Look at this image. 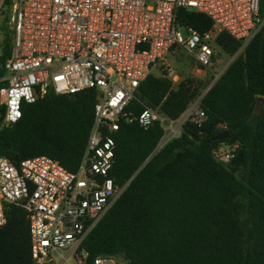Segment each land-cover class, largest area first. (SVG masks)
I'll list each match as a JSON object with an SVG mask.
<instances>
[{
  "label": "trees",
  "instance_id": "trees-1",
  "mask_svg": "<svg viewBox=\"0 0 264 264\" xmlns=\"http://www.w3.org/2000/svg\"><path fill=\"white\" fill-rule=\"evenodd\" d=\"M259 18L264 20V0H259ZM177 22L198 33L212 25L205 15L185 9L178 11ZM7 36L0 76L10 53ZM215 45L228 56L239 48L226 33L217 35ZM198 88L190 79L173 87L164 74L150 75L127 111L138 115L143 106L158 107L176 120ZM95 103L94 90L49 93L22 103L20 119L7 127H1L0 106V157L16 165L46 156L75 172ZM201 108L206 120L200 127L186 122L181 135L153 155L163 136L158 123L146 130L136 122L120 125L109 178L124 189L83 241L88 261L122 255L126 264H264V26L205 93ZM220 125L226 128L219 130ZM224 132L228 139L214 140ZM233 143L239 145L236 156L217 163L214 150ZM4 215L0 264H30L25 210L5 205Z\"/></svg>",
  "mask_w": 264,
  "mask_h": 264
},
{
  "label": "built area",
  "instance_id": "built-area-1",
  "mask_svg": "<svg viewBox=\"0 0 264 264\" xmlns=\"http://www.w3.org/2000/svg\"><path fill=\"white\" fill-rule=\"evenodd\" d=\"M8 8L11 47L0 76L1 127L20 119L22 103L49 93L94 90L96 103L75 172L46 156L16 165L0 157V228L6 223L5 205L15 204L26 212L30 264H108L111 257L88 261L81 245L124 189L109 178L120 125L136 122L146 130L158 123L163 136L155 150H160L181 135L186 122L197 127L205 122L201 99L224 71L213 74L176 120L158 107L143 106L138 115L127 111L139 85L163 65L165 77L177 86L179 77L166 63L175 48L194 60L197 72H211L220 33L239 42L235 56L240 55L264 26L259 0H9ZM180 9L205 15L211 28L198 33L180 26ZM179 28L186 30L185 39ZM238 147L220 145L214 160L229 163Z\"/></svg>",
  "mask_w": 264,
  "mask_h": 264
},
{
  "label": "rangeland",
  "instance_id": "rangeland-1",
  "mask_svg": "<svg viewBox=\"0 0 264 264\" xmlns=\"http://www.w3.org/2000/svg\"><path fill=\"white\" fill-rule=\"evenodd\" d=\"M0 0V56L2 55V40L7 36V21L10 17V9L8 5H2ZM178 33L180 34L182 39L187 37V32L184 28H179ZM9 37V35L7 36ZM215 56L213 59L211 72H197V66L194 60L187 55L182 49L175 48L173 52L167 57L166 63L174 69L175 73L178 75L179 80L190 79L195 82L198 88V96L203 90L210 84L213 74L220 73L225 71V69L230 65L233 59L236 58L235 54L233 56H228L221 52L215 45ZM162 74H166V67L163 65L153 72L154 76H161ZM239 178V176L237 175ZM111 262L113 264H126L122 255H117L111 257ZM109 262L108 264H111Z\"/></svg>",
  "mask_w": 264,
  "mask_h": 264
},
{
  "label": "water",
  "instance_id": "water-1",
  "mask_svg": "<svg viewBox=\"0 0 264 264\" xmlns=\"http://www.w3.org/2000/svg\"><path fill=\"white\" fill-rule=\"evenodd\" d=\"M229 137H230L229 132H224L223 134H221V135L215 137L214 140L222 141V140H226V139H228ZM156 152H157V151L154 150V152L152 153V155L155 154ZM152 155H151V156H152ZM151 156H150V157H151Z\"/></svg>",
  "mask_w": 264,
  "mask_h": 264
}]
</instances>
